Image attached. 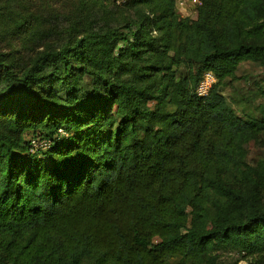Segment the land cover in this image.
Wrapping results in <instances>:
<instances>
[{"label": "trees", "instance_id": "obj_1", "mask_svg": "<svg viewBox=\"0 0 264 264\" xmlns=\"http://www.w3.org/2000/svg\"><path fill=\"white\" fill-rule=\"evenodd\" d=\"M92 1L131 14L42 27V0H0V264H264V166L245 148L264 143V101L240 117L220 91L264 67V0L185 17Z\"/></svg>", "mask_w": 264, "mask_h": 264}, {"label": "rangeland", "instance_id": "obj_2", "mask_svg": "<svg viewBox=\"0 0 264 264\" xmlns=\"http://www.w3.org/2000/svg\"><path fill=\"white\" fill-rule=\"evenodd\" d=\"M197 1L176 0V14L181 17L191 15ZM42 3V27L47 25L46 20H49L53 14L56 16L59 28L72 22L77 26L78 30H82L90 23L98 26L104 23L121 22L118 20L125 15L131 14L130 10L115 8L113 4L112 6L105 5L108 11L103 13L99 6L100 4L94 3L92 0H42ZM220 91L238 116L245 118L255 116L259 118L257 106L264 101V67L251 61L240 63L236 71V78L227 79ZM27 134L25 138L29 135ZM245 148L248 164L253 166L262 164L264 166V143L249 141ZM258 196L260 203L264 204V186L259 187ZM230 256L238 258V264H250L248 258L234 252L221 251L219 259L225 261Z\"/></svg>", "mask_w": 264, "mask_h": 264}, {"label": "built area", "instance_id": "obj_3", "mask_svg": "<svg viewBox=\"0 0 264 264\" xmlns=\"http://www.w3.org/2000/svg\"><path fill=\"white\" fill-rule=\"evenodd\" d=\"M126 0H115L116 4H121ZM215 82V78L210 71H205L201 78L199 79L196 86L197 96L204 97L208 94L211 85ZM30 145L33 149H45L48 147V142L46 140H31Z\"/></svg>", "mask_w": 264, "mask_h": 264}]
</instances>
